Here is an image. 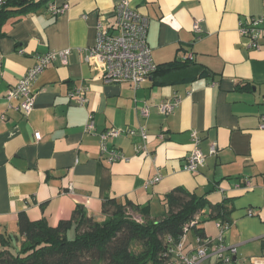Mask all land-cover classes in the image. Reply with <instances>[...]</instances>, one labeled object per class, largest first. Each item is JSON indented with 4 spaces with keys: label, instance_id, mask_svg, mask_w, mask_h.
<instances>
[{
    "label": "crops",
    "instance_id": "obj_1",
    "mask_svg": "<svg viewBox=\"0 0 264 264\" xmlns=\"http://www.w3.org/2000/svg\"><path fill=\"white\" fill-rule=\"evenodd\" d=\"M120 1L46 0L2 23L0 235L20 247L21 212L56 226L78 207L101 218L109 198L152 209L181 187L205 195L210 205L226 200L231 210L224 241L237 247L236 255L231 261L209 255L201 264H264V43L261 49L247 48L239 31L241 19L264 15V0H129L149 16L148 43L157 64L140 87L129 81L106 83L102 66L88 59L97 22L113 26ZM65 3L70 5L66 12H51V4ZM195 22L201 32L194 30ZM67 48L73 50L69 63L54 62L34 82L31 112L17 109L18 100L6 99L38 55ZM184 56L193 59L183 63ZM204 71L208 75L199 76ZM77 88L85 89L83 105L69 96ZM177 96L182 101L174 112L162 114L159 104ZM90 120L93 132L85 131ZM142 125L146 142L139 132ZM112 127L122 132L108 139L107 147L129 160L107 161L99 134ZM194 131L206 162L189 172L183 166L195 147ZM140 143L149 154L136 150ZM212 143L217 144L215 154L210 153ZM158 176L159 181L149 183ZM209 212L205 207L201 226L205 237L215 239L220 219H207ZM197 236L194 230L187 233L185 252L196 250Z\"/></svg>",
    "mask_w": 264,
    "mask_h": 264
},
{
    "label": "trees",
    "instance_id": "obj_2",
    "mask_svg": "<svg viewBox=\"0 0 264 264\" xmlns=\"http://www.w3.org/2000/svg\"><path fill=\"white\" fill-rule=\"evenodd\" d=\"M45 3L46 0H3L0 29L13 15L27 14ZM207 75L204 71L199 76ZM160 205L162 211L153 215L151 205L109 198L103 203L101 218L78 207L70 219L56 226L44 218L31 220L21 212L17 221L21 245L16 247L12 237L0 235V264H168L172 249L184 234L194 230L205 237L201 226L205 207L210 209L207 219L229 223L231 210L226 200L210 205L205 195L198 196L181 187L161 197Z\"/></svg>",
    "mask_w": 264,
    "mask_h": 264
},
{
    "label": "built area",
    "instance_id": "obj_3",
    "mask_svg": "<svg viewBox=\"0 0 264 264\" xmlns=\"http://www.w3.org/2000/svg\"><path fill=\"white\" fill-rule=\"evenodd\" d=\"M3 0H0V5ZM70 5H50V10L53 14L59 15L66 12ZM115 24L107 25L102 21L96 24V42L92 47L87 49L88 59L96 61L103 68V79L106 83L111 82H131L134 87H140L144 81L153 75L157 70V64L154 61L152 48L148 43V30L150 19L149 16L140 12L131 5L129 0H121L115 6ZM87 18L86 15H84ZM196 32H201V27L198 22L193 26ZM239 31L243 38L247 39L246 47L250 49H261L264 43V15L248 16L239 21ZM23 53V49L19 50ZM73 50L71 48L63 50H51L37 56L36 63L30 67L22 78L9 88L5 97L10 102L18 100L17 109L28 114L35 107V93L33 84L39 75L51 64L60 61L62 64H68ZM183 60H191L192 56H184ZM69 96L76 103L83 105L86 102L85 89L77 88L70 91ZM181 97H175L171 100L162 101L159 104V111L164 114L174 112L177 106L181 103ZM142 116H148L149 112L146 108L141 110ZM0 120H5V116L1 115ZM261 128H264V114L261 116ZM95 123L90 120L85 131L93 132ZM121 129L112 127L106 129L99 134L101 148L106 153V159L109 163H114L120 160H129L123 153L114 148L107 147V140L117 137L121 133ZM127 132L134 134L136 130L128 129ZM139 132L143 141H147L148 133L145 126H140ZM35 138L40 140L42 135L39 131L35 133ZM194 141V149L185 158L184 170L189 172H197L205 165L206 155L198 146L200 142L199 135L196 131L192 133ZM136 150L149 154L145 144H137ZM217 144L210 145V153L217 152ZM161 179L156 177L149 183L157 182ZM249 215L254 213V210L248 211ZM194 222L191 223V226ZM219 234L214 238L196 237L197 247L193 253H187L184 250L187 234H184L180 242L172 249L171 259L168 264H201L209 255H217L221 260L231 261L237 253L236 246H229L225 243V233L229 231L230 224L217 222Z\"/></svg>",
    "mask_w": 264,
    "mask_h": 264
},
{
    "label": "rangeland",
    "instance_id": "obj_4",
    "mask_svg": "<svg viewBox=\"0 0 264 264\" xmlns=\"http://www.w3.org/2000/svg\"><path fill=\"white\" fill-rule=\"evenodd\" d=\"M162 209H163V207L160 205V203L159 204H154L153 206H152V209H151V211H152V214L154 215L155 213H158V212H161L162 211ZM136 215V214H135ZM139 219H141L140 218V215H136ZM158 217H162V215H159Z\"/></svg>",
    "mask_w": 264,
    "mask_h": 264
}]
</instances>
